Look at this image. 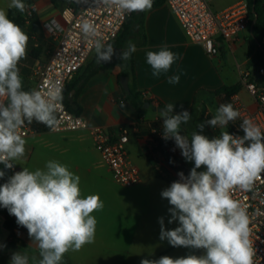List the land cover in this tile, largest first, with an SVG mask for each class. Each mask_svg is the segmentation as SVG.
Returning a JSON list of instances; mask_svg holds the SVG:
<instances>
[{
    "label": "clouds",
    "instance_id": "obj_1",
    "mask_svg": "<svg viewBox=\"0 0 264 264\" xmlns=\"http://www.w3.org/2000/svg\"><path fill=\"white\" fill-rule=\"evenodd\" d=\"M103 3L123 14L147 12L153 7V0ZM8 8L24 13L26 4L24 0H10ZM81 31L93 42L96 63L111 62L115 47L103 41L96 27L85 20ZM28 40L22 28L9 19L7 11L0 9V164L7 169H12L14 161L25 155L26 140L19 131L25 122L36 121L55 130L59 124L57 110L63 100L58 85H50L46 91L24 90L18 65L27 58ZM136 51V45L129 41L118 58L128 61ZM178 59L167 46L146 52L153 77L167 73ZM179 81V74L167 80L169 84ZM124 107L122 101L121 108ZM239 116L231 103L221 104L211 119L197 125L200 132L193 131L189 138L181 134V126L192 119L187 110L175 113L172 103L159 110L162 138L174 140L182 157L194 162L187 176L179 172V179L161 192L170 205L168 223L178 222V226L166 229L164 217L158 218L159 238L172 247L202 250L203 254L145 258L140 264H254L249 215L232 193L237 189L250 191L264 173V130L244 119L240 125L243 135L221 131L219 136L209 139L202 134L205 125L224 129ZM202 167L205 170L198 171ZM4 176L5 172L0 170V179ZM0 207L27 229L30 245L37 249V254L31 256L27 252H13L10 264H29L30 260L32 264H63L69 251L77 252L94 243L97 220L93 213L101 211L104 203L98 194H82L80 177L67 165L49 160L43 169L23 167L0 185ZM5 247L0 244V250Z\"/></svg>",
    "mask_w": 264,
    "mask_h": 264
},
{
    "label": "crops",
    "instance_id": "obj_2",
    "mask_svg": "<svg viewBox=\"0 0 264 264\" xmlns=\"http://www.w3.org/2000/svg\"><path fill=\"white\" fill-rule=\"evenodd\" d=\"M1 5H5V0H0ZM67 5V0H32L29 8L33 9L34 15L22 29L29 37L28 55L18 65L26 91L35 88L38 69L49 60L55 47V40L46 31L45 24L60 20L61 11ZM8 10L7 5V13ZM145 31L147 44L133 53L138 90L147 94L151 101L141 117L129 101L125 100V107L121 108L124 90L120 77L124 75H121L122 67L116 63V55L111 62L102 63L111 64V67L99 70L70 102L73 109L79 110L78 115L92 126L106 127L114 133L120 127L135 124L141 119L139 131L132 132L126 144L127 152L140 169L141 184L131 188L117 184L87 131L54 133L36 121L30 125L33 127L36 123L40 131L25 138V155L14 161L17 171L23 167L43 169L49 160L65 164L80 177L82 194H98L104 203L101 211L93 213L97 220L94 243L84 245L77 252L69 251L64 256V264H140L145 258H178L190 253L187 248L172 247L166 240H160L158 218L164 217L166 229L178 226V222L168 223L170 205L161 197V192L179 179V172L187 176L194 162L182 157L174 140L165 141L151 136L150 127L160 120L159 110L172 103L175 113L187 110L192 117L187 125L181 126V134L190 138L193 131L200 132L198 119L202 118L204 122L211 119L205 109L213 108L215 99L223 100V96L213 95V92L232 86V77L237 79L235 84L239 83L240 68L252 65L255 52H251L247 31L234 41L222 42L219 54L209 56L201 45L189 40L166 4L146 12ZM162 46H167L179 59L167 73L153 77L151 66L146 62V52L158 51ZM176 74L180 75L179 83L169 84L168 77ZM128 78L130 86L132 79ZM244 92L242 88L237 95L242 99ZM249 100L248 105H253ZM233 123L230 122L226 128L231 130ZM207 127L202 134L209 139L218 136L220 128ZM203 170V167L198 169ZM8 222L17 224L16 218L0 207V244L6 245L0 250V264H10L13 252L36 255L37 249L34 244L30 245L32 241L28 234L16 243L9 241ZM196 252L197 255L203 254L202 250ZM29 264H32L31 260Z\"/></svg>",
    "mask_w": 264,
    "mask_h": 264
},
{
    "label": "built area",
    "instance_id": "obj_3",
    "mask_svg": "<svg viewBox=\"0 0 264 264\" xmlns=\"http://www.w3.org/2000/svg\"><path fill=\"white\" fill-rule=\"evenodd\" d=\"M68 5L61 11L60 20H51L45 24L46 31L55 40V47L49 60L38 69L35 88L46 91L50 85L62 89L63 100L57 110L58 126L54 133L75 130L87 131L100 153L104 165L111 172L113 180L124 187H135L142 183L140 169L126 150L132 132L139 131V124L124 125L117 132L106 127L92 126L84 117L70 111L64 103L67 85L87 65L95 53L93 42L86 38L81 25L87 20L99 32L103 41L112 43L120 34L131 14L120 13L109 7L103 0H67ZM216 0H166L165 4L176 16L189 40L201 45L206 53L214 57L219 54L222 42H231L249 31L250 22L248 4L238 0L226 9L215 12L212 8ZM33 9L27 7L25 16L30 19ZM49 26V28L47 27ZM240 82L253 105L246 104L239 95L232 97L234 109L240 113L232 124L230 134L243 135L240 125L244 119H250L264 130V67L240 68ZM148 99L147 94H143ZM163 121H157L150 127L154 138H162ZM26 138L36 130L26 123L19 130ZM0 167L4 165L0 164ZM18 172L16 166L9 169ZM233 198L240 201L248 212L252 246L255 252L254 264H264V173L255 181L250 191L235 190ZM28 234L27 229L14 223L9 241L18 242Z\"/></svg>",
    "mask_w": 264,
    "mask_h": 264
},
{
    "label": "trees",
    "instance_id": "obj_4",
    "mask_svg": "<svg viewBox=\"0 0 264 264\" xmlns=\"http://www.w3.org/2000/svg\"><path fill=\"white\" fill-rule=\"evenodd\" d=\"M166 0H153V7L158 8L165 4ZM248 4V15L250 22L249 29V40L251 43V52H255L252 65L254 67H264V0H245ZM26 8L32 5V0H24ZM26 10L24 13H20L18 10L12 8L8 10L9 19L13 20L18 24L22 29L26 23L31 19H28L25 16ZM34 15V13H33ZM145 18L146 12H141L137 14L136 12L131 13L130 17L127 19L126 24L121 30L118 37L111 43L115 47L116 51V63L122 67L121 75L130 77V94L123 92L124 97L120 100V103L123 101H129L133 108L139 113L140 117L143 113L146 112V104H151V101L146 99L142 92L138 90V86L135 79V70L133 62V54L128 61L122 62L118 58L119 53L122 49H126L128 42L131 41L136 45V48L143 47L147 44V36L145 31ZM111 64H97L96 60L90 61L81 75H76L74 79L67 85L65 94H64V103L68 106L70 111L75 114H79V110L72 108L71 103L74 101L78 94L81 92L82 88L88 83L90 78L94 76L99 70L109 68ZM242 89L241 82L232 85L230 87L224 86L215 92L213 95L223 96V101L225 104H232V97L237 95ZM233 105V104H232ZM195 108V105H194ZM138 124L141 123L139 118ZM156 122L152 124L154 126ZM33 127L36 131H40V127L33 123ZM48 129V127H44ZM14 224L11 222L7 223V228L9 231L12 230Z\"/></svg>",
    "mask_w": 264,
    "mask_h": 264
},
{
    "label": "rangeland",
    "instance_id": "obj_5",
    "mask_svg": "<svg viewBox=\"0 0 264 264\" xmlns=\"http://www.w3.org/2000/svg\"><path fill=\"white\" fill-rule=\"evenodd\" d=\"M236 1H237V0H216V1L213 2V4H212V8H213V10H214L215 12H219V11H222V10L226 9L227 7L231 6V5L234 4ZM9 3H10V2H7V1L5 0V5H1L0 9H5V10H6V7H7V5H8ZM94 57H95V54L92 55V57L90 58L89 62H90L91 60H93ZM113 58H114V56H113ZM89 62H88V63H89ZM88 63H87V64H88ZM85 67H86V66H85ZM85 67H84V68L78 73V75H81V74L84 72ZM231 70H232V64H231V60H230V71H231ZM78 75H77V76H78ZM236 82H237V79L232 77L231 80H230V85H234ZM242 100H243L245 103H247V104L249 103V104H250V102H249L250 100H249V97H248L246 91L244 92V95H243V97H242ZM221 104H225L224 101H223L222 99H215V102H214V106H213V108L211 107V108H206V109H205L206 112L208 113V114H206V115H209V116L212 118V117L215 115L216 110L218 109V107H219ZM213 111H215L214 115H212V112H213ZM197 123H198V124H200V123H204V120H203L202 118H200V119H198V122H197ZM207 128H208L207 125H205L204 131H206ZM221 131H228V132H229V130H228L227 128L220 129L219 132L217 133L218 136H219V134H220ZM187 249H188V248H187ZM189 251H190V253H192V254H196V255H197L196 250L189 249ZM64 261H65V259L63 258V264H64Z\"/></svg>",
    "mask_w": 264,
    "mask_h": 264
},
{
    "label": "water",
    "instance_id": "obj_6",
    "mask_svg": "<svg viewBox=\"0 0 264 264\" xmlns=\"http://www.w3.org/2000/svg\"><path fill=\"white\" fill-rule=\"evenodd\" d=\"M137 14L141 13V12H136ZM120 84L123 88V90L127 93L130 94V86H129V78L127 76H121L120 77ZM145 107H149V104H146ZM0 170L5 172V176L3 179H0V185H2L3 183L7 182L8 178L12 175L11 170L5 168V167H0Z\"/></svg>",
    "mask_w": 264,
    "mask_h": 264
}]
</instances>
